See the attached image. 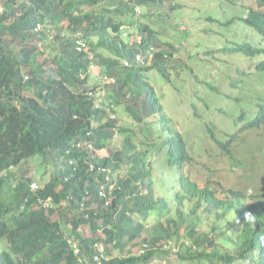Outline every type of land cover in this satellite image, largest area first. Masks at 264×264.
I'll use <instances>...</instances> for the list:
<instances>
[{"label":"trees","instance_id":"1","mask_svg":"<svg viewBox=\"0 0 264 264\" xmlns=\"http://www.w3.org/2000/svg\"><path fill=\"white\" fill-rule=\"evenodd\" d=\"M155 6L179 9L175 0H0V264H264V192L216 175L235 158L236 134L221 139L224 123L207 116L224 80L195 82L204 87H193L191 123L170 111L194 69L167 29L173 16ZM242 81L229 75L232 88ZM257 106L255 118L239 113L242 129L264 127ZM195 124L222 150L204 183L188 173L199 163Z\"/></svg>","mask_w":264,"mask_h":264},{"label":"rangeland","instance_id":"2","mask_svg":"<svg viewBox=\"0 0 264 264\" xmlns=\"http://www.w3.org/2000/svg\"><path fill=\"white\" fill-rule=\"evenodd\" d=\"M175 1L179 3V9L175 12L167 10L166 6H155L151 9V12L167 11L173 16L167 23L169 25L167 29H170L172 39L178 44L181 43L184 46L182 50L187 52L186 67L194 69L193 74H190L191 71H185L180 77L188 82L190 92L187 89L181 93L182 95L179 93L178 95L185 100L180 102L178 108L170 111L178 119L185 117L191 123V117L185 113V110L190 114L194 111L192 102L196 101L197 95L193 87L200 86L202 89L203 84L196 83L204 80L219 84L218 80L223 79L215 105L217 110L208 111L207 116L209 118L214 116L216 125L220 122L224 123L225 129L217 131L221 139H230V134H236L233 145L235 158H231L228 160L229 163H226L227 166L234 163L232 171L227 169L216 175L224 184L241 188L247 194L262 193L264 192V127L256 130L242 129L246 122L238 117L240 112L247 110L251 115L253 114L252 118H255L254 113L258 111L257 104L264 102V71L258 70L259 64L264 61V0ZM127 34L126 32L125 35ZM131 37V41L140 39V36ZM238 45L244 47L251 45L254 51L231 52V49ZM222 48L224 52L221 51ZM256 49H262V52ZM91 68L94 69L93 66ZM240 70L243 71V77L239 73ZM238 74L239 79H243L242 84H239L238 88H232L228 82L229 75L236 77ZM151 76L154 78L156 74L152 73ZM166 85L168 84L160 83L157 87ZM218 107H222V111L218 110ZM229 107H234L235 110L231 111ZM192 129L189 134L190 141L199 145V148L195 150L193 147L191 153L198 157L199 163L192 165L188 173L195 180L204 183L208 177L204 165L219 166L220 160H223L219 157L222 150L211 137L207 125L195 124ZM99 153L104 152L99 151ZM12 171L19 174L18 169L14 168ZM168 195H171L170 191ZM136 251H139V247ZM165 261L156 260L158 264H163Z\"/></svg>","mask_w":264,"mask_h":264},{"label":"built area","instance_id":"3","mask_svg":"<svg viewBox=\"0 0 264 264\" xmlns=\"http://www.w3.org/2000/svg\"><path fill=\"white\" fill-rule=\"evenodd\" d=\"M85 47H86V44L83 43L82 41H80L79 49H82V48H85ZM32 188H33L34 190H35V189H38V188H39L38 183H37V182H33V184H32ZM49 200H50V199H49ZM49 200L45 202V205H46V206L50 205ZM73 246H74L75 248L78 247L76 242L73 243ZM76 252H77V253L79 252V249H78V248L76 249ZM79 264H86V261L83 260V259H80V260H79Z\"/></svg>","mask_w":264,"mask_h":264},{"label":"clouds","instance_id":"4","mask_svg":"<svg viewBox=\"0 0 264 264\" xmlns=\"http://www.w3.org/2000/svg\"><path fill=\"white\" fill-rule=\"evenodd\" d=\"M255 216L251 212L245 213V220L246 221H252L254 220Z\"/></svg>","mask_w":264,"mask_h":264}]
</instances>
